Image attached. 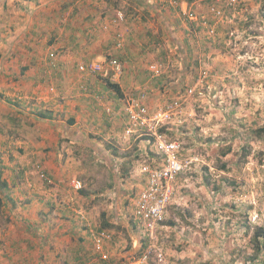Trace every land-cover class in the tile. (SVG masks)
<instances>
[{"label":"crops","instance_id":"1","mask_svg":"<svg viewBox=\"0 0 264 264\" xmlns=\"http://www.w3.org/2000/svg\"><path fill=\"white\" fill-rule=\"evenodd\" d=\"M48 1L51 9L39 4L23 13V18L14 19L12 32L10 20L7 42L0 49V109L16 113L11 119L0 113V120L8 125H0V143L4 148L15 144L12 155L5 156L1 149V179L11 198L5 211L11 214L12 225L3 234L7 237L0 236V264H116L125 251L121 237L114 233L119 226L128 225L143 183L138 158L125 176L123 164L128 161L111 150L110 144L115 143L120 155L122 148L116 144L123 145L128 138L119 111L148 78L151 64L146 61L156 48L174 47L189 59V45L181 40V10H191L195 16L194 12L209 2ZM118 11L123 20L115 22ZM118 34L123 38L121 48L113 45ZM49 51L56 53L53 61L47 58ZM110 57L122 63L121 73L112 74L106 65ZM81 58L104 62L105 67L97 74L79 75ZM147 67L148 73L144 71ZM106 79L119 85L121 95L106 85ZM97 93L101 101H95ZM156 93L149 90L144 102L152 111L158 107L151 102L154 96L158 98ZM29 97L32 104L28 106ZM106 107L112 113L106 112ZM29 108L32 111L24 112ZM26 115L35 123L33 130L24 126L25 117H21ZM18 130L23 136L14 138ZM138 139L143 150L146 141ZM74 144L92 148V164L110 169L107 175L101 174V189L92 186L89 175L84 176V165H90L74 156ZM35 162L41 163L52 184L38 178ZM90 229L108 235L100 253L95 251Z\"/></svg>","mask_w":264,"mask_h":264},{"label":"rangeland","instance_id":"2","mask_svg":"<svg viewBox=\"0 0 264 264\" xmlns=\"http://www.w3.org/2000/svg\"><path fill=\"white\" fill-rule=\"evenodd\" d=\"M46 1L0 0V49L7 42L8 22L11 20L12 32L14 19L23 18L28 9L39 4L51 9ZM263 4L264 0H243L233 6L222 1L217 3L220 14L212 16L209 3L204 2L191 20L181 10V40L189 45V59L174 47L164 46L151 52L146 61L157 65L153 72L148 67L144 70L149 76L141 83L147 87L146 96L151 89L157 91L158 101L155 96L151 99L153 106L158 109L169 100L180 99V111L166 133L180 143V155L188 163L177 177L173 200L159 226L163 258L151 257L148 264H264V254L257 260L250 258L252 232L264 226ZM204 13L206 24L200 20ZM26 101L28 106L32 104L31 97ZM5 111L0 109L2 115L15 117L16 113ZM23 117L27 131L33 130L32 118ZM1 124L8 128L2 119ZM14 135L23 136L19 130ZM138 140L125 138L123 145L116 144L122 148L120 155L115 143L110 144L116 156L128 161L123 164L125 176L131 172V162L138 158L140 163L148 158L146 153H156L153 143H145L140 150ZM84 144H74V156L90 165H84V176L89 175L92 186L101 189L109 168L94 166L93 149ZM2 145L1 155V149L5 156L13 154L15 144ZM41 169L44 171L41 163L35 162L33 170L43 181L38 173ZM6 208L7 198L0 191V236L4 238L12 225ZM130 221L125 228L115 226L114 235L121 237L125 251L119 259L140 255L142 233Z\"/></svg>","mask_w":264,"mask_h":264},{"label":"built area","instance_id":"3","mask_svg":"<svg viewBox=\"0 0 264 264\" xmlns=\"http://www.w3.org/2000/svg\"><path fill=\"white\" fill-rule=\"evenodd\" d=\"M209 2L208 13L212 16L219 15L221 10L217 3L224 1L227 5H237L243 0H207ZM176 4L175 1L172 2ZM210 7V8H209ZM188 19H193L191 10L183 12ZM115 22L123 20V14L118 11L115 16ZM200 20L206 24L208 22L206 15H201ZM107 28V25H103ZM113 45L116 48L123 47V38L120 34L114 38ZM56 57L54 51L48 53V58ZM106 65L112 70V74H118L122 71V63L115 57L106 60ZM105 67L104 62L95 60H86L78 62L77 70L79 73H100ZM150 71L157 69V65L150 66ZM147 87L145 85L138 89L136 95L124 101L119 115L123 122L124 136L130 139L141 138L146 143L155 145L153 156L140 162L138 166L139 175L142 177L141 189L134 200L132 210L133 222H136L141 230L142 238L145 241V248L140 255L132 259H120L116 264H148L151 257L163 258V252L159 246L158 230L167 213L168 206L171 204L175 192V183L177 177L185 168L188 167L181 155V145L178 141L171 139L166 131L174 115L180 111V99H172L155 111H151L145 102ZM95 101H101L99 93L94 94ZM106 112L112 113L110 107L105 108ZM164 128V130H163ZM189 162V161H188ZM38 167V166H37ZM39 176L51 183V179L41 169ZM76 186L81 184L77 181ZM91 236L95 251L100 253L102 250V241L108 235L104 231L91 230Z\"/></svg>","mask_w":264,"mask_h":264},{"label":"trees","instance_id":"4","mask_svg":"<svg viewBox=\"0 0 264 264\" xmlns=\"http://www.w3.org/2000/svg\"><path fill=\"white\" fill-rule=\"evenodd\" d=\"M263 7H264V4H263ZM261 14L264 18V9L263 8L261 9ZM105 83L109 88L113 89L117 95H121V89L117 83L112 82L109 79H106ZM40 116L45 117V115L42 113ZM163 130H164V128H163ZM0 157H1V154H0ZM0 191L2 192V194L5 195L7 200H9V201L11 200L8 185L6 182H4L1 179V169H0ZM131 220L133 221L134 219H132V217H131ZM140 243L141 244H140L138 253H141V251L145 248V241L143 238L140 240ZM250 243L252 245V250H253L250 258L252 260H257L260 258L261 255L264 254V226H259L252 232V235L250 238Z\"/></svg>","mask_w":264,"mask_h":264},{"label":"clouds","instance_id":"5","mask_svg":"<svg viewBox=\"0 0 264 264\" xmlns=\"http://www.w3.org/2000/svg\"><path fill=\"white\" fill-rule=\"evenodd\" d=\"M44 173H45V174L51 179V183H48L45 179L41 178L40 176H39V177H40L41 179H43V181H44L45 183H47V184H52V183H53L52 178L48 175V173L45 172V170H44ZM79 188H80V187H79ZM90 230H94V229H90ZM94 231H96V230H94ZM97 231H98V230H97ZM90 235H91V231H90ZM140 238L142 239V237H140ZM141 239H140V240H141ZM125 259H127V258H125ZM119 260H120V259H119Z\"/></svg>","mask_w":264,"mask_h":264}]
</instances>
